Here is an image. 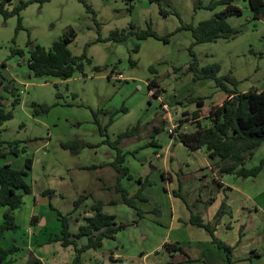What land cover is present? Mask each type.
Masks as SVG:
<instances>
[{"label": "rangeland", "instance_id": "1", "mask_svg": "<svg viewBox=\"0 0 264 264\" xmlns=\"http://www.w3.org/2000/svg\"><path fill=\"white\" fill-rule=\"evenodd\" d=\"M18 1L11 0L7 7ZM24 1L28 3L20 12V28H16V15L4 17L0 13V103L12 109V116L1 125L0 138L18 140L19 149L25 148L17 154L5 152L0 156V166L9 163L25 168V158H32L31 167L26 168L24 175L31 192L24 193L21 205L13 209L18 227L6 230L2 239L4 246H18L14 262L9 264H24L31 255L42 257L44 264H72L73 245L64 246L59 240L51 239L60 234L61 220L56 210L68 216L69 230L76 232L78 225L85 222L84 217L93 212L90 206L97 197L106 198L103 211L114 214L115 221L126 226L114 237L105 238L100 246L83 250V264H212V261L213 264H264V163L255 176L225 172L221 167L231 162L229 158H211L204 146L190 149L177 139L180 131L193 130L197 121L207 124L208 109L220 104L226 96L213 79H195L193 72L187 70L192 59L190 50L199 66L217 62L218 75L231 72L236 82L233 85L226 81L230 87L239 91L261 90L264 88V18L255 17L246 0H233L242 9L240 14L226 16L238 30L235 35L192 44L191 30L177 28L210 17L222 5L210 9L207 4L211 0ZM131 23L135 29L150 25L160 35L171 34L166 42L155 37L138 39L135 34L121 41L107 38L113 29H132ZM69 27L76 33L68 44L71 52L85 51L91 59L84 64L86 75L81 71L66 79L34 75L28 67L29 48L35 43L49 47ZM137 43L140 46L134 50ZM130 58L135 60L134 64ZM94 65H100L102 70L94 71ZM150 65L156 72L149 70ZM117 72L125 79L108 76ZM153 76L162 89L160 96L152 95L145 83ZM15 96L19 101L12 107ZM190 96L203 97L200 115L194 118L191 113L198 105L187 100ZM162 101L174 112L172 117L168 118L162 109ZM32 102L50 107L34 114L36 106ZM137 122L134 132L123 138L130 141L119 145L126 151L123 164L129 168V175L121 179L123 186L133 194L143 182L141 191L148 196L147 200L135 198L140 215L135 207L119 200L120 193L114 186L112 190L99 189L94 171L77 168L79 162L97 159L101 147L96 146L97 154L90 148L80 151L81 147L76 155L61 146V142L74 137L89 142L100 139L113 142L120 131ZM170 127L172 132L168 131ZM150 136L162 145L157 148L158 153L147 143ZM102 146L111 149L108 142ZM2 148L6 150L7 145ZM262 156L264 141L244 152V165L258 164ZM162 169L173 173L171 183L167 179L169 175L165 176L168 171H163L165 177H162ZM172 188L180 196L178 200L182 199L191 209L192 205L199 208L202 219L213 227L217 215H212L224 201L226 212L220 215L222 223L217 235L233 246L230 262L229 254L216 243L209 244L211 253L202 262H176L174 258L180 251L168 253L164 243L175 237L192 253L194 248L188 244L193 246L194 242L187 243L185 239L198 231L208 235L204 228L193 223L184 228L183 215L179 222L182 227L169 226L170 205L175 204L170 200ZM44 189L51 191L43 193ZM80 194L86 196L74 207ZM111 197L118 201L112 203ZM205 199L206 204L202 203ZM32 212L37 213L31 219L34 223L29 220ZM39 215L43 216L41 221ZM86 240V235L76 237L77 245Z\"/></svg>", "mask_w": 264, "mask_h": 264}, {"label": "trees", "instance_id": "2", "mask_svg": "<svg viewBox=\"0 0 264 264\" xmlns=\"http://www.w3.org/2000/svg\"><path fill=\"white\" fill-rule=\"evenodd\" d=\"M10 1L11 0H0V13H2L4 17L16 15V28L18 29L22 26L21 9L27 5L28 1L19 0L12 5L11 8H8L7 4ZM150 1L160 2V0ZM246 1L248 6L252 9L255 17L264 18V0ZM218 4L222 5V7L219 10H216L210 17L204 18L196 24H182L177 29H190L193 35L192 44L215 40L218 37L228 38L235 35L238 30L226 20V16L228 14H240L242 11L241 7L237 3H234L233 0H211L207 4V7L213 9ZM86 6L90 11L94 12L90 5L86 4ZM130 27L132 29H113L107 38L121 41L128 35L135 34L138 39L155 37L166 42L168 41V36L171 34L160 35L150 25L143 29H135V25L131 23ZM75 35L76 33L73 27H69L67 32L58 39L53 40L49 47H45L39 43L33 44L29 48L28 56V67L31 69L32 73L36 76L54 75L61 79L71 77L76 71H81L86 75L84 64L85 62H91L90 57H87L85 51L80 54H73L68 47L69 42ZM97 39H99V37ZM139 46L140 44L137 43L133 49L137 50ZM16 49L22 52L21 49ZM190 54L192 55V59L189 62L187 70L193 72V77L195 79H213L215 86L224 90L226 96L220 104L212 105L208 109L207 117L209 118V121L207 124L201 125L200 122L197 121V125L193 130L180 131L177 139L190 149H197L204 146L211 158L217 156L220 159L229 158L231 162L223 165L221 167L222 171L235 172L242 176H255L264 163V156L260 158L258 164L251 167H246L244 165L243 158L244 152L251 151L264 141V88L261 90L250 89L239 91L236 87H230L226 81L233 85H235L236 82V79L231 72L224 75H218L220 65L217 62L199 66L192 50H190ZM130 62L134 64L135 60L130 58ZM93 69L98 72L102 70V67L100 65H94ZM149 70L151 72H156L153 65L149 66ZM147 86L148 89L151 90L152 95H160L162 89L155 76L148 79ZM5 87L8 88L6 85ZM10 91L15 94L13 90ZM202 99V96H190L187 98L189 101H195L198 105L197 109L191 113L193 118L200 115L198 113L200 112L199 108L203 105ZM18 101V96H15L11 102V106L13 107ZM178 102L181 101L179 100ZM32 104L36 106L34 114L47 111L50 107L48 104H37L35 102H32ZM122 109H125V107H122ZM11 116L12 109H6L0 103V129L3 122ZM112 119L113 116L110 117L109 122H111ZM137 126L138 122L136 125L134 124L125 130L120 131L113 142L108 140H104V142H108L116 151L111 165L117 172L114 187L115 190L120 193L119 200L125 202L129 206L135 207L137 213L140 215L141 212L135 203V198H138L139 200H147L148 196L141 191V187L144 184L143 182L133 194H130L126 187L121 184V178L129 175V168L123 164L126 151L124 152L119 145L120 140L133 133ZM4 144L7 145L6 150L2 148ZM93 145L94 144H91V142H87L80 137H74L61 142V146L68 148L71 153H77L83 146ZM148 145H154V142L151 140L148 142ZM19 150L23 151L25 148L23 146L22 149H19L18 140L5 141L0 138V156L4 155L7 151L17 154ZM31 162L32 158L27 156L25 158V168H17L9 163L0 166V215L2 217L0 221V264L13 263L15 252L18 249V246L14 244L10 246L2 245V239L4 238L6 230H15L18 227L13 214V209L18 208L21 205L24 193L31 192L30 184L24 179V175L27 173L26 168L28 169L31 167ZM140 179L141 177L139 176V181ZM50 191V189H44L43 193H49ZM175 194L178 193L175 192ZM85 196V194H80L75 200L74 207H76ZM111 202L115 203L116 200L112 199ZM103 203L102 200H96L91 204L90 208L93 210L92 214L84 217L85 222L78 225L76 232H71L69 230L68 216L61 213L59 210H56V213L61 220L60 234L55 235L51 239L59 240L64 246L69 244L73 245L75 256L72 264H83V261H81V252L83 250L90 247L96 248L100 246L105 238L114 237L119 229L126 226V223L124 222H116L114 214L103 211ZM224 212H226V204L221 202L216 215L219 216ZM31 219H35V216L33 215ZM189 220L194 225L204 228L209 233L216 245L223 248L226 253L229 254L228 261L230 262V255L233 251V246L215 235L211 223L203 221L201 215L192 210ZM32 223L34 222L32 221ZM80 235H86L87 240L85 243L77 245L76 237H79ZM164 245L168 250L184 252L183 246L179 244L178 241L165 242ZM24 264L44 263L38 256L31 255L29 261Z\"/></svg>", "mask_w": 264, "mask_h": 264}, {"label": "crops", "instance_id": "3", "mask_svg": "<svg viewBox=\"0 0 264 264\" xmlns=\"http://www.w3.org/2000/svg\"><path fill=\"white\" fill-rule=\"evenodd\" d=\"M108 76L109 77L112 76L114 78L122 79V80L125 79L124 75L121 72H117L116 74H112V75L110 74ZM145 83L147 84V80L145 81ZM139 86H141V84H139ZM125 137L127 138V136H125ZM125 137H123V138L125 139ZM123 138L120 140L121 144H124V143H127V142L130 141L129 139H127L125 141ZM104 140L105 139H100L99 141L91 142V144H94L93 145L94 147L93 146H83L80 149V151L84 150L85 148H90V149H93V151H94L95 154H97V147L98 146L101 147L103 150H101V152L99 153V157L97 159H94V160H91V161H84V162H81V163L79 162L76 166H77L78 169H85V170H92V171H94V173H96L97 182L99 183V186H98L99 189H108L110 187L111 190H112L113 189V186L115 185V182H116L117 172L113 168V166L111 165V162H112V160L115 157L116 151L111 146H110L111 149H109V148H103L102 145H104V143H106V142H104ZM151 140L154 142V145H152V151L155 150V152L158 153L159 152V149H157V148H161V146H162L161 143H159L158 141H155V139L152 136L149 137L148 142L151 141ZM87 142H89V141H87ZM80 151L78 153H76V155L79 154ZM211 169L214 170L213 168H211ZM163 171H165V172L168 171V174H166L165 176L167 178V176L169 175L167 179H168V182L171 183L173 181V179H174L173 173L170 172V170L162 169V171H161L162 172V177H165L163 175V173H164ZM139 176L142 177L141 175H139ZM175 176L178 177L177 174H175ZM124 177H122L121 179H123ZM121 184H122V180H121ZM224 184L225 185L227 184L228 186H230L226 182ZM171 190H172L173 193L170 195V200H171V202L173 200L175 204L174 205H170L169 226H172L174 228L182 227V226H179V222H180V219H181V216L182 215H183V222L186 223L184 225V228H188L189 225H192L193 226V224L189 220L190 214H191V210L201 215L200 209L199 208H194L193 205L191 206V207H193L192 209L189 208V207H187V204L186 203L181 202L182 199L181 200H178V199H180L179 198L180 196L178 194H175V189L172 188ZM166 191H168V189H166ZM104 199H106V198H102V197H97L96 198V200H102L103 202L105 201ZM112 199H114V198L111 197L110 200H112ZM116 199H118V198H116ZM221 202H224V201H221ZM107 203H108V201H107ZM202 203H205L206 204L207 203L206 202V199L203 200ZM104 204L105 203H103V205ZM216 212H217V209L215 210V212H214V214L212 216H215L216 215ZM33 215L36 216L37 213H34V212L30 213V215H29L30 222H31V217ZM39 217H41L40 218V221H41V219H42L43 216L42 215H39ZM201 218H204L203 217V214L201 215ZM221 219L222 218L220 217V215L219 216H216L213 219L214 222L216 223V227H213V228H214L215 235L217 237H218L217 233H218L219 229H221L220 228V224L222 223L220 221ZM43 220H44V222H46V219L45 218ZM202 220L204 221V219H202ZM205 222H209V221H205ZM27 230H28V232L30 231V227L29 226L27 227ZM185 240H186L187 243L188 242H194L193 243L194 244L193 246H191L190 243L188 244L190 247H192L194 249L192 250V253H189L188 252L189 250L186 247L185 243L183 244L180 241L179 237H175V239L173 241H178L179 244H181L183 246V249H184V252L180 251L179 254H178V256L176 257V259L174 258V260H176V262H180V261L187 260L188 262L193 263L192 261L202 262V261L208 260L207 259L208 258L207 255H210V253H211L209 251L210 250L209 249V246H210L209 244H212V246H214V243H215L212 240V238L209 235V233H208L207 236H204L202 234V232L198 231L197 232V235H195V236H189ZM173 241H170V242H173ZM173 251L174 250H172V251L169 250L168 253L170 255L171 254L173 255ZM38 257L40 259L42 258L40 256H38ZM113 257L115 259H118L115 254H113ZM211 263L213 264V261Z\"/></svg>", "mask_w": 264, "mask_h": 264}, {"label": "built area", "instance_id": "4", "mask_svg": "<svg viewBox=\"0 0 264 264\" xmlns=\"http://www.w3.org/2000/svg\"><path fill=\"white\" fill-rule=\"evenodd\" d=\"M161 106H162V109H163L164 111H166V114H167L168 118L172 117V114H173L174 112H173L172 110L169 109L167 102L162 101V102H161ZM179 123H180V122H179ZM168 131H169V132H172V131H173L172 127L168 128Z\"/></svg>", "mask_w": 264, "mask_h": 264}]
</instances>
